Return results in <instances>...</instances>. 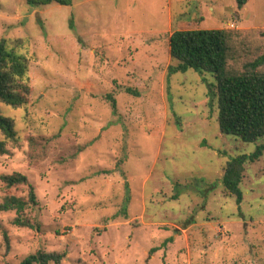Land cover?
Wrapping results in <instances>:
<instances>
[{
	"label": "rangeland",
	"instance_id": "374dc122",
	"mask_svg": "<svg viewBox=\"0 0 264 264\" xmlns=\"http://www.w3.org/2000/svg\"><path fill=\"white\" fill-rule=\"evenodd\" d=\"M178 29L254 31L251 58L264 0L241 11L235 0H0V39L28 57L30 85L26 109L0 104L17 135L0 176L28 180L9 192L0 181V205L27 204L0 211V264L38 251L61 264H264V152L246 165L239 208L221 185L227 162L264 137L220 133L210 75L167 80Z\"/></svg>",
	"mask_w": 264,
	"mask_h": 264
},
{
	"label": "trees",
	"instance_id": "16d2710c",
	"mask_svg": "<svg viewBox=\"0 0 264 264\" xmlns=\"http://www.w3.org/2000/svg\"><path fill=\"white\" fill-rule=\"evenodd\" d=\"M33 7L57 4L70 6L71 0H26ZM236 9L241 11L248 0H235ZM264 38V32L261 33ZM262 41L254 31L217 30H174L169 38V57L176 65L167 68V80L176 73L189 70L199 75H210L215 85L208 90L209 105L215 100L217 123L222 135L238 138L243 143L253 144L264 137V48L246 58L245 47ZM131 92V90H127ZM30 96L29 59L9 48L0 39V104L12 109H26ZM110 100L116 111L115 100ZM17 142L14 121L0 112V156L7 154V145ZM264 145L256 147L250 155H238L225 165L221 177L223 194L233 197L236 205L241 204L243 195L240 185L247 164L260 159ZM2 190L27 185V177L20 173L0 176ZM28 203L35 205L33 188L29 186ZM27 204L15 197H8L0 205V211L14 210L20 214ZM14 223L29 227L18 218ZM63 254L38 251L27 256L19 264H61Z\"/></svg>",
	"mask_w": 264,
	"mask_h": 264
},
{
	"label": "crops",
	"instance_id": "0c3cea01",
	"mask_svg": "<svg viewBox=\"0 0 264 264\" xmlns=\"http://www.w3.org/2000/svg\"><path fill=\"white\" fill-rule=\"evenodd\" d=\"M178 30H179V29H178ZM172 33H173V32H172ZM172 33H171V34H172ZM170 36H171V35H170ZM168 53H169V49H168Z\"/></svg>",
	"mask_w": 264,
	"mask_h": 264
},
{
	"label": "built area",
	"instance_id": "2783aa9c",
	"mask_svg": "<svg viewBox=\"0 0 264 264\" xmlns=\"http://www.w3.org/2000/svg\"><path fill=\"white\" fill-rule=\"evenodd\" d=\"M231 27H233V25H231Z\"/></svg>",
	"mask_w": 264,
	"mask_h": 264
}]
</instances>
